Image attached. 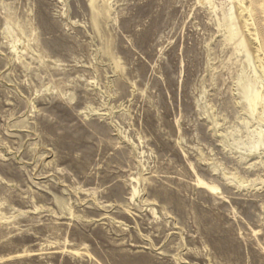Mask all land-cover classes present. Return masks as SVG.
<instances>
[{
    "label": "rangeland",
    "instance_id": "374dc122",
    "mask_svg": "<svg viewBox=\"0 0 264 264\" xmlns=\"http://www.w3.org/2000/svg\"><path fill=\"white\" fill-rule=\"evenodd\" d=\"M0 264H264L262 0H0Z\"/></svg>",
    "mask_w": 264,
    "mask_h": 264
},
{
    "label": "bare ground",
    "instance_id": "6f19581e",
    "mask_svg": "<svg viewBox=\"0 0 264 264\" xmlns=\"http://www.w3.org/2000/svg\"><path fill=\"white\" fill-rule=\"evenodd\" d=\"M262 3H264V0H262ZM262 6V5H261ZM209 190V189H208Z\"/></svg>",
    "mask_w": 264,
    "mask_h": 264
}]
</instances>
